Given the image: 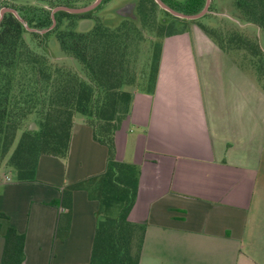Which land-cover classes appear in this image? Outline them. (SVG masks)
Segmentation results:
<instances>
[{"label":"crops","instance_id":"obj_1","mask_svg":"<svg viewBox=\"0 0 264 264\" xmlns=\"http://www.w3.org/2000/svg\"><path fill=\"white\" fill-rule=\"evenodd\" d=\"M216 14L210 23L241 31L238 17ZM233 51L191 24L163 39L153 93L130 92L115 139L116 158L138 170L128 213L144 225L138 264H264V89ZM106 160L75 114L65 158L40 155L34 181L0 183V260L12 226L25 234L21 264L88 263L98 200L72 191L62 237L67 209L50 201Z\"/></svg>","mask_w":264,"mask_h":264},{"label":"trees","instance_id":"obj_2","mask_svg":"<svg viewBox=\"0 0 264 264\" xmlns=\"http://www.w3.org/2000/svg\"><path fill=\"white\" fill-rule=\"evenodd\" d=\"M74 1L76 0L58 1L55 6L73 7ZM150 1L160 7L154 0ZM163 1L172 8L188 14L199 12L205 4V0ZM19 2L22 5L26 4L24 0ZM133 2L134 16L125 19H129L138 32H144L139 11L140 2L138 3V0ZM235 5L239 20L254 24L264 31V0H235ZM4 6L13 7L30 28L47 29L52 24L50 12L45 9H42L43 17L35 20L34 17L29 18L21 14L19 8L12 2L0 3V9ZM161 10L169 17L164 15L158 17L159 25L165 27V30L162 37L155 38L159 48L154 72L152 77L143 78L136 89L150 94L153 93L156 84L163 39L183 32L189 27L188 23L186 24L187 19L173 16L162 8ZM91 11L72 14L60 10L55 14L56 24L47 32L54 31L63 16L85 17L89 16ZM208 18L206 21H202L201 17L191 21L222 48L235 50L239 48L235 46L240 45L237 41L257 44L255 39L245 35L238 28L230 31L233 32L230 38L227 31L215 27V23H210ZM92 21L91 28L86 32L73 28L69 31H60L56 38L62 50L70 52L89 69L90 74L96 78L94 82L98 83V87L79 77L77 72L53 64L46 55L33 50L23 37V32L28 31L24 24L11 12L3 14L0 20V135L9 133L8 142L11 143L19 122L29 115L37 116L36 129L21 133L9 158V163L16 171L15 181L31 182L35 179L40 155L66 157L73 117L75 114L83 115L85 121L92 127L94 140L107 147L106 167L97 175L64 186L60 197L50 201L55 207L67 209L64 226L57 225L55 234L62 237L68 230L72 191L86 189L88 195L94 196L99 203L90 259L86 264H138L144 225L128 220V213L137 193L138 170L134 165L116 158L115 134L127 114L117 115L115 106L118 95L129 97V93L116 90L115 94H110L107 93V89L101 91L99 87L105 84L104 79L110 75L113 67L111 58L118 37L114 31L119 25L109 26L101 18H94ZM28 32L34 37L40 34ZM6 218L7 215L0 211V220ZM137 232L139 239L135 253L133 242ZM3 239L0 264H21L25 234L8 226L3 233Z\"/></svg>","mask_w":264,"mask_h":264},{"label":"rangeland","instance_id":"obj_3","mask_svg":"<svg viewBox=\"0 0 264 264\" xmlns=\"http://www.w3.org/2000/svg\"><path fill=\"white\" fill-rule=\"evenodd\" d=\"M26 4H20L19 0H0V3L12 2L19 8L21 14L27 17H34L35 20L43 17L44 12L42 9L51 12L53 7L57 5L58 1L62 0H24ZM93 0H76L72 5L82 6L91 3ZM183 1V0H176ZM126 2L130 3L133 0H105L100 6L91 11L89 16L81 17L75 16H63L60 19L57 28L54 31H49L45 34H39V36H32L28 31L23 32V37L27 44L35 51L46 55L48 60L57 65L64 66L74 72H77L79 77L90 82L92 86H97L98 83L94 82V76L90 74L89 69L74 56L60 48L56 35L60 31L75 30L86 32L92 24L94 18H101L109 26L119 25L114 31L117 34L116 46L113 48L111 63L113 65L110 75L104 79V85L101 87L107 89V93L115 94L117 91H126L129 93L138 89L140 83L145 77H152L154 67L158 57L159 43L155 38L163 36L165 27H162L158 23L159 15L168 16V14L162 12L161 8L152 4L150 0H138L140 2V14L141 22L144 32H138L129 19H125L129 16L128 12H124L127 15L123 16L116 11ZM212 12H216L219 17H239L238 9L235 5V0H211L210 2ZM211 10L201 17L202 21H206L208 16L212 15ZM211 14V15H209ZM120 15V16H119ZM215 15V16H216ZM240 18V17H239ZM217 21L214 25L222 30L227 31L228 36L231 38L232 33L235 31L231 24H229L223 18H215ZM239 20V19H238ZM237 26L241 31L255 39L257 44L248 43L247 41H240V45L235 47L233 51L235 57L240 62H243L246 71H249L255 78L258 84L264 89V31L251 23H242ZM193 24L191 20H187L186 24ZM158 40V39H157ZM233 43V42H232ZM237 44V43H235ZM90 55V54H89ZM117 85H119L117 87ZM117 115H126L128 113V97H117L115 106ZM110 114V109H109ZM37 127V116L32 114L19 122V127L11 141L9 140V133L6 135H0V183L6 181H15V168L9 163L10 155L15 148L21 133L25 130L33 131ZM139 232L136 233L133 250L136 253L138 244Z\"/></svg>","mask_w":264,"mask_h":264},{"label":"water","instance_id":"obj_4","mask_svg":"<svg viewBox=\"0 0 264 264\" xmlns=\"http://www.w3.org/2000/svg\"><path fill=\"white\" fill-rule=\"evenodd\" d=\"M154 1L162 9L168 11L173 16H176V17H179V18H182V19H187V20L199 19L200 17H202L203 15H205L206 13H208L209 12L210 2H211V0H205V4H204L203 8L199 12L188 14V13H183L181 11H178V10L172 8L167 3H165L163 0H154ZM101 2H102V0H94L91 3L86 4V5H82V6H73V7L72 6H67V5H59V6H56L51 11L52 24L47 29H41L40 30V29H36V28H30L24 22V20L20 17V15L18 14V12L14 8H11V7H2L0 9V20H1L3 14L5 12H11V13L14 14V16L17 19H19V21H21L24 24L25 28L28 31L45 33L46 31H48L49 29H51L52 27H54V25L56 24L55 13L57 11L62 10V11H66V12L72 13V14H81V13H85V12H88V11H91V10L95 9ZM134 6H135V3L134 2L127 3L126 6H125V9H124V12H126V13L128 12V14L130 12L129 16L133 17L134 16V14H133Z\"/></svg>","mask_w":264,"mask_h":264},{"label":"flooded vegetation","instance_id":"obj_5","mask_svg":"<svg viewBox=\"0 0 264 264\" xmlns=\"http://www.w3.org/2000/svg\"><path fill=\"white\" fill-rule=\"evenodd\" d=\"M59 6V5H58ZM125 6H126V2L116 11V13H120L121 15L125 16L127 15L126 13H124V9H125ZM4 7H7V6H4ZM56 7V6H55ZM13 8V7H11ZM54 8V7H53ZM52 11V10H51ZM58 12V11H57ZM56 12V13H57ZM55 13V14H56ZM50 16H51V12H50ZM120 16V15H119ZM126 17H129V16H126ZM56 19V18H55ZM47 32V31H46ZM40 34H43V33H40Z\"/></svg>","mask_w":264,"mask_h":264}]
</instances>
